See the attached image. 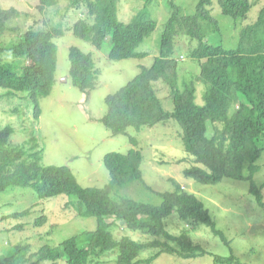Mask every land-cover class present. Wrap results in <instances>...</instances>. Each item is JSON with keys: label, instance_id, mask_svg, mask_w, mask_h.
Returning <instances> with one entry per match:
<instances>
[{"label": "trees", "instance_id": "1", "mask_svg": "<svg viewBox=\"0 0 264 264\" xmlns=\"http://www.w3.org/2000/svg\"><path fill=\"white\" fill-rule=\"evenodd\" d=\"M59 1L38 0V8L42 11ZM66 1L70 7L83 6L86 13V18L74 25L73 35L97 50H102L110 39L108 59L112 61L147 57L148 54L138 53L137 49L159 27L158 51L151 66H142L136 77L105 98L106 113L100 122L110 134L125 135L135 145L129 130L136 134L158 124L174 122L181 132L183 150L193 160L185 171L187 178L203 185H217L226 179L247 182L257 204L264 209L263 197L254 181L264 158V6L255 21L240 30L235 47L226 49L222 43L205 40L204 23L206 27L214 25L213 30L219 31V23L208 9L212 0H198L190 15L182 14L178 6L169 2L170 14L167 12L160 26L146 6L123 22L119 20V0ZM216 2L220 16L235 23L245 20L253 6L249 0ZM12 15V11L0 7V40L9 30ZM62 35L63 31L57 28L29 30L16 40L0 41V59L9 56L25 61L24 65L0 63V89L6 91V97L28 93L35 106V116L39 115V100L48 97L55 84L58 46L54 40ZM180 35L186 38V57L200 63L197 79L182 83L178 60L173 57ZM69 59L73 86L82 93L93 91L99 75L92 55L72 47ZM196 82L203 87L201 105L196 101ZM159 84L168 92L166 100L158 95ZM238 99H243V103L230 113L231 105ZM208 125L213 130L211 137L206 135ZM12 133L9 126L0 130V192L10 187L30 188L40 200L64 195L66 202L58 208L71 207L81 218H95L96 228L67 238L55 248L44 246L34 251L28 244H15L0 255V264H24L26 258L30 264H42L60 256L66 258L67 264H89L103 252L116 250L117 264H152L159 253L174 252L167 243L159 241L144 244L128 235L115 239L108 219L120 223L129 232L170 240L164 221L175 214L183 221L203 224L222 236L201 201L179 185L174 184L173 190L160 194L159 205L113 193L118 187L142 182V156L137 150L107 153L103 163L109 183L103 188L83 187L68 167L41 166L43 152L38 150L34 137L28 149L8 145ZM41 220L36 223L40 224ZM174 240L182 249H194L179 239ZM85 242L87 247L82 248ZM157 246L164 251L139 259L142 252Z\"/></svg>", "mask_w": 264, "mask_h": 264}, {"label": "rangeland", "instance_id": "2", "mask_svg": "<svg viewBox=\"0 0 264 264\" xmlns=\"http://www.w3.org/2000/svg\"><path fill=\"white\" fill-rule=\"evenodd\" d=\"M198 0H119V20L128 22L142 7L156 18L159 26L163 24L170 11L172 2L181 9V13H194ZM210 15L219 23V31L214 25L205 27L207 43H222L226 49H233L238 41L240 30L255 21L264 1L249 0L253 5L247 18L237 23L220 16L216 0H212ZM0 7L12 11L8 21L9 30L1 42L16 40L29 30L40 31L57 28L63 31L55 38L58 46L55 84L51 94L39 100V115L35 116V106L28 93L20 92L5 96L0 89V130L6 126L13 129L9 138L12 147L30 148L31 139L37 140L38 150L42 151L41 166H66L83 187L103 188L109 183V174L103 160L107 153L125 154L130 149L140 152L142 182L130 183L118 187L115 195L125 196L136 201L159 205L160 194L179 185L187 194L197 197L208 210L216 229L222 236L214 234L203 224L183 221L177 215H171L164 221L170 240L157 239L148 234L126 230L120 223H111L113 237L120 239L128 235L144 244L154 241L167 243L174 252L159 253L164 248L157 246L142 252L139 259L159 256L152 264H264V209L261 208L249 190V184L243 181L222 180L217 185H203L187 178L185 171L193 160L184 152L181 144V132L174 122L155 125L147 130L133 134L136 144L132 145L125 135L112 136L100 122L106 113L105 98L123 88L136 77L142 66H151L157 55L160 40L159 27L137 49L146 53L143 59H108L111 40H106L104 48L97 50L89 43L73 35L74 25L86 18L84 7H70L66 0H60L55 6L40 11L38 0H0ZM216 29V28H215ZM179 82L196 80L200 72V63L186 57V38L180 35L176 40ZM78 48L85 54H91L98 71V81L93 91L82 93L72 84L70 48ZM0 63L24 65L25 61L9 56L0 59ZM157 85L159 97L166 100L168 92ZM203 87L196 82L197 103L202 104ZM243 99L232 104L229 112L240 108ZM207 137L213 135L208 125ZM261 170L254 181L264 202V158ZM64 195L42 199L36 197L30 188L10 187L0 192V255L15 244H25L31 250L47 246L58 247L67 238L92 232L96 228L95 218H81L69 207L62 210ZM27 212L24 216L11 217L16 213ZM66 213L68 214L66 216ZM10 217V218H8ZM42 219L38 224L36 221ZM174 239L194 247L182 249ZM86 248L87 244L81 245ZM80 247V246H79ZM117 250L105 251L100 258H93L89 264H117ZM97 261H96V260ZM57 260V261H56ZM27 263L28 258H26ZM32 260L31 262H34ZM67 264L63 256L44 260L42 264Z\"/></svg>", "mask_w": 264, "mask_h": 264}, {"label": "clouds", "instance_id": "3", "mask_svg": "<svg viewBox=\"0 0 264 264\" xmlns=\"http://www.w3.org/2000/svg\"><path fill=\"white\" fill-rule=\"evenodd\" d=\"M83 41V40H82ZM117 189V188H116ZM116 191V190H115ZM117 196V195H116Z\"/></svg>", "mask_w": 264, "mask_h": 264}]
</instances>
